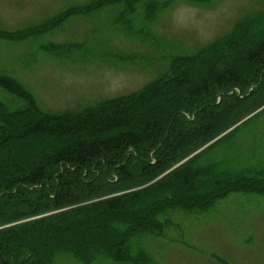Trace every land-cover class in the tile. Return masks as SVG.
Listing matches in <instances>:
<instances>
[{"label": "trees", "instance_id": "16d2710c", "mask_svg": "<svg viewBox=\"0 0 264 264\" xmlns=\"http://www.w3.org/2000/svg\"><path fill=\"white\" fill-rule=\"evenodd\" d=\"M174 1L91 0L40 25L0 30V41L36 42L60 30L64 20L104 13L106 31L160 47L148 26ZM140 4L144 26L135 28ZM248 27L260 32L225 63ZM103 38L92 44L48 43L41 51L64 59L97 54L101 61H150L120 54ZM195 62L203 63L197 76L191 74ZM254 85L264 86V12L240 19L228 34L193 54L173 58L167 71L139 91L83 109L44 111L20 82L0 74L5 95L0 101V264L1 259L8 264H156L143 244L171 226L169 213L202 216L232 194H264V159H256L252 150L237 151L244 123L153 186L141 187L254 110L244 113L234 107L235 101L242 103L236 94L224 95ZM231 101L224 116L235 120L222 123L218 113ZM255 102L264 105V92ZM35 146L40 151L31 155ZM113 174L120 185L107 183ZM137 184L140 189L127 193Z\"/></svg>", "mask_w": 264, "mask_h": 264}, {"label": "rangeland", "instance_id": "374dc122", "mask_svg": "<svg viewBox=\"0 0 264 264\" xmlns=\"http://www.w3.org/2000/svg\"><path fill=\"white\" fill-rule=\"evenodd\" d=\"M89 1L91 0H0V30L12 33L40 25L45 20L50 21L60 16L68 7L83 6ZM142 7L143 5H138L135 10V28L144 26L141 23ZM110 9L105 10V13L112 16L113 11L110 12ZM256 12H264V0H210L203 4L175 0L160 11L156 21L148 26L149 31L160 42V47L153 48L145 45L146 43L131 41L124 35L106 31L104 23L107 24L105 18L108 17L104 13L92 19L79 15L68 22L64 20L60 30L41 36L36 42L10 44L0 41V74L20 82L33 94L37 105L44 111L61 113L83 109L100 100L139 91L167 71L173 58L191 55L199 48L215 42L233 30L240 19ZM246 29V32H241L236 37L234 52L224 59L225 63L228 64L238 53L244 51L247 40L254 39L260 32V28ZM101 36L108 48L126 56L150 61L140 62L139 65L124 60L101 61L97 54L64 59L41 51L48 43H98ZM202 70L203 63L195 62L191 74L197 76ZM263 92L264 86L258 88L254 85L245 93L232 90L224 94H236L242 103L231 101L225 105L218 113L222 117V123L235 120L226 117L229 111L226 113L225 108H231L232 103L236 108H243L244 113L254 106L255 109L238 123L230 124L221 135L179 161L176 166L153 180H148L141 187L153 186L243 123L245 127L237 135V151L248 153L252 150L256 153V159H264V105L258 106L255 102ZM216 96L219 101L223 97L221 93ZM4 98L5 95L0 93V101ZM39 151L37 146L30 150L31 155L38 154ZM109 180L107 183L112 186L121 184L115 174ZM137 185L131 186L127 193L140 189L139 184ZM167 217L171 220V226L161 237L147 239L143 244L156 264H264V194L236 193L217 203L202 216L192 217L175 211ZM64 263L65 261H61V264ZM95 264L114 263L102 260Z\"/></svg>", "mask_w": 264, "mask_h": 264}, {"label": "water", "instance_id": "95a60500", "mask_svg": "<svg viewBox=\"0 0 264 264\" xmlns=\"http://www.w3.org/2000/svg\"><path fill=\"white\" fill-rule=\"evenodd\" d=\"M1 264H8V262L5 261L4 259H1Z\"/></svg>", "mask_w": 264, "mask_h": 264}]
</instances>
